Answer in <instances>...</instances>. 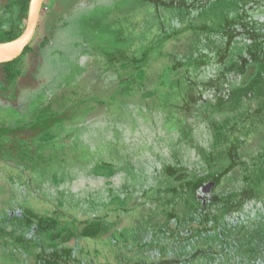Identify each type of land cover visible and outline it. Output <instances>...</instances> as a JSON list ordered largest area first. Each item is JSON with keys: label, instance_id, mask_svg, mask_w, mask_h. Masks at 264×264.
<instances>
[{"label": "rangeland", "instance_id": "374dc122", "mask_svg": "<svg viewBox=\"0 0 264 264\" xmlns=\"http://www.w3.org/2000/svg\"><path fill=\"white\" fill-rule=\"evenodd\" d=\"M221 1L201 11H192L188 0L44 1L31 48L12 65L11 82L0 66V135L11 144L6 157L12 160L0 159V264H19L17 256L24 254L26 264H34L44 247L62 249L59 262L48 256L52 264H264V205L257 186L244 214L219 216L221 236L192 232L194 240L179 257L178 248H150L164 240L150 226L164 222L168 206L156 192H145V179L161 187L159 177L184 169L200 185L221 173L222 182L239 191L237 171L230 182L225 170L237 165L238 155L241 162L256 153L225 147L226 140L239 142L235 119L246 104L239 103L238 86L225 93L212 81H195H208L211 73L212 80L220 78L205 70V55L197 67L188 62L205 41L199 23L206 16L218 23L225 18ZM18 14L16 0H0L5 26L15 25ZM257 89L247 115H264V86ZM30 119L39 124L33 132L11 131ZM179 155L175 166L159 173L161 161ZM25 176L33 177L37 195ZM24 185L26 199L18 200ZM53 189L69 204L56 199ZM189 192L181 203L196 201ZM154 202L161 203L163 216ZM19 204L52 226L22 233L2 228ZM93 221H101L102 231L86 238L81 229ZM67 235L71 240L64 241Z\"/></svg>", "mask_w": 264, "mask_h": 264}, {"label": "flooded vegetation", "instance_id": "af4514ba", "mask_svg": "<svg viewBox=\"0 0 264 264\" xmlns=\"http://www.w3.org/2000/svg\"><path fill=\"white\" fill-rule=\"evenodd\" d=\"M218 1L221 0H188L192 11H195V9L198 8L199 11H201L208 3ZM221 2H225L224 5H226L227 14L225 15V18L218 23L217 20H214L213 22L211 16L210 18L206 16L203 22L199 23L204 24L203 27L205 29H202L201 32H203L205 41L204 44L201 45L203 47L194 48L192 53L193 57L189 56L188 60L190 61L188 62H191L193 66L197 67L200 64L199 62L201 61V57L205 55V70H213L212 72H215L220 78L217 82L212 80V73L210 72L211 74L208 75V81L207 79L195 81L205 82L208 84L212 81L214 86L225 88V93H227L232 86H238L239 89L236 93L237 98H239V103L246 104V107H243L242 105L240 108L239 114L241 113L242 115H238L235 119L236 124H238L239 134H237V138L239 139V142L233 146L229 140H226L225 147L227 150L230 149L231 146L236 147L239 151L246 148H253L256 150V153L247 159L246 157L242 158L241 162H238V155V160L236 161L237 165L235 163H231V165L225 170L229 176L228 179L230 182L235 178L233 175L234 172L237 171L238 177L235 178L237 181L234 184H236L239 191L229 189V186H227L228 184L222 182L223 178L220 175L221 173H217L215 177H211L209 180L202 182L200 185H197L198 183L195 181V177L192 175V172L184 169L177 175L159 177L161 180L160 182L162 183L161 187L159 184L157 187L155 185L157 184L156 182H149L151 177L145 179L147 181L144 185L145 192H156L155 196H160L159 202L162 201L163 204L168 206L165 211V216H163V213L159 208V204L161 203H153L154 209L157 213L163 216L164 222H161L162 224L157 223L159 227L156 229L154 226H157V224L150 226V228L153 227L155 235L158 238H164V240L161 241V244L153 245L150 248L153 249L157 246H165V248H168L167 250H170L171 248H176L177 250L178 248V257L182 251L186 250L185 248L187 243L194 240L195 234L192 235V232L196 231L197 233L198 231H204V234L209 236H221V217L219 218V216H235L238 213L244 214L246 210L245 207L253 199L250 194L251 188H255V186H257V191L259 193L257 200L259 204L264 205V115H247L250 111V101L255 99L257 94H259V90L257 88L264 86V0H223ZM257 14L259 16L258 19L256 17ZM192 24L193 23L191 22V27L193 26ZM198 32L200 33V31ZM218 66H220L219 71H214L213 67L217 68ZM199 73L200 72L197 74ZM237 82H239V84ZM64 104V107H68V103ZM225 110L226 107L224 108V111ZM26 124L27 125L17 126V124L14 123L10 127L11 131L18 130L20 133L23 132L28 134L33 132L39 125H37L35 119H30V121ZM147 137L149 138L150 136L147 135ZM150 138H152V136ZM251 138H253V141L256 142L254 145L250 144ZM10 145L11 144H8L5 140L2 132L0 135V159H6V161L8 159V162H12L11 159L6 157V152ZM159 147L160 148L158 149L161 150V146ZM160 150H158V152H160ZM171 158H173L172 161L171 159L161 161L160 165L162 164L164 166L160 167L161 171L159 173H162L165 170L166 165L172 167L175 166L179 162L181 155H179L176 160L173 156ZM230 160L232 162V159ZM18 170L20 173L23 171L20 167ZM156 174H158V172ZM22 175L20 174V178H22ZM25 177V183L27 185H32V191H34L36 193L35 195H37L38 192L34 188L33 177ZM13 179L19 181L16 177H13ZM183 185L187 186L181 196L176 195L174 191L177 190L179 186ZM25 186L26 185L23 187L24 191L22 190L20 194H17L18 200L26 199L27 194L25 191H27L26 188L28 187ZM164 186H166L167 190ZM53 190V194L57 193L54 195L55 198L58 197L56 199H65V197H62L61 191L58 192L59 190ZM189 190V194L194 195L197 202L194 201L192 204L181 203L186 201L184 197L187 194L186 192ZM234 193L236 194L235 197L233 195ZM64 202L69 204V199H65ZM156 206H158L157 209ZM179 206L182 207V210L180 211L176 210ZM21 208L22 207H20L19 204L18 208L11 213L12 216H9L8 223L2 224L1 227L3 228L7 226V228L14 233H22L24 231H46L52 226L51 224L45 225L41 221H36L35 218H33L34 215L29 211V209L27 211H23ZM231 210H235L236 212L233 213ZM162 211L164 212V210ZM175 215L181 217L174 220ZM191 220L195 221L196 225H198L197 227L200 228L196 227V230H192L193 223H187ZM200 221L203 222V225L198 223ZM93 222L82 227V235L83 229ZM99 222L101 223V221ZM56 223L57 222H55V224ZM150 228H147L146 230L144 229V231L150 234ZM84 237L94 238L88 236ZM150 237L151 234L149 235V238ZM20 240L21 242H25L24 239ZM63 240H71V236L67 235ZM146 241L151 242V239ZM38 247L41 248L42 245L38 244ZM24 255H22V257L17 256L19 264H26L27 260L25 256L27 255ZM61 255L64 256L62 249H57L56 247H44L41 255H37V258H35L34 264H52L50 262L52 260L49 259L48 256H52L56 262H59L58 260ZM71 256L75 255L72 254ZM60 261L62 264V260Z\"/></svg>", "mask_w": 264, "mask_h": 264}, {"label": "trees", "instance_id": "16d2710c", "mask_svg": "<svg viewBox=\"0 0 264 264\" xmlns=\"http://www.w3.org/2000/svg\"><path fill=\"white\" fill-rule=\"evenodd\" d=\"M19 5V14L17 23L13 26H5L3 19L0 20V42L9 41L17 38L21 34V29L27 25L28 14L30 8L31 0H16ZM30 44L26 47L23 54L27 53L30 49ZM19 58V57H18ZM18 58L13 61L0 64L3 66V70L6 75V82H11L15 77L14 69L12 65L18 60ZM102 231V225L99 221H95L92 224L86 226L82 233L84 236L96 237Z\"/></svg>", "mask_w": 264, "mask_h": 264}, {"label": "water", "instance_id": "95a60500", "mask_svg": "<svg viewBox=\"0 0 264 264\" xmlns=\"http://www.w3.org/2000/svg\"><path fill=\"white\" fill-rule=\"evenodd\" d=\"M45 0H31L25 30L15 39L0 42V64L20 57L33 40Z\"/></svg>", "mask_w": 264, "mask_h": 264}]
</instances>
